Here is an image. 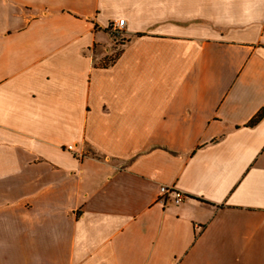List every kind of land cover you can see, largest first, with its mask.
<instances>
[{"label": "crops", "instance_id": "1", "mask_svg": "<svg viewBox=\"0 0 264 264\" xmlns=\"http://www.w3.org/2000/svg\"><path fill=\"white\" fill-rule=\"evenodd\" d=\"M0 264H264V0H0Z\"/></svg>", "mask_w": 264, "mask_h": 264}, {"label": "built area", "instance_id": "2", "mask_svg": "<svg viewBox=\"0 0 264 264\" xmlns=\"http://www.w3.org/2000/svg\"><path fill=\"white\" fill-rule=\"evenodd\" d=\"M124 28V21L118 20L116 22H113L109 25V31H111V34H114L115 36H119L120 33L123 31ZM168 197L172 198V201L174 204H179L183 201L184 195L180 192L176 191L174 188L169 187H160L159 189V198L162 202H165Z\"/></svg>", "mask_w": 264, "mask_h": 264}, {"label": "rangeland", "instance_id": "3", "mask_svg": "<svg viewBox=\"0 0 264 264\" xmlns=\"http://www.w3.org/2000/svg\"><path fill=\"white\" fill-rule=\"evenodd\" d=\"M112 36H114L113 33H112ZM115 37L118 38V37H120V35H119V36H115ZM118 53H119V51L115 49V52H114L113 55L110 57L109 61L106 62V63H107V64L110 63L111 60H112L116 55H118Z\"/></svg>", "mask_w": 264, "mask_h": 264}, {"label": "trees", "instance_id": "4", "mask_svg": "<svg viewBox=\"0 0 264 264\" xmlns=\"http://www.w3.org/2000/svg\"><path fill=\"white\" fill-rule=\"evenodd\" d=\"M109 31V27L107 29ZM118 55L115 56L114 60L117 58ZM261 117V114H259L254 120L251 121V124H255Z\"/></svg>", "mask_w": 264, "mask_h": 264}]
</instances>
